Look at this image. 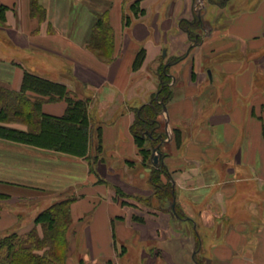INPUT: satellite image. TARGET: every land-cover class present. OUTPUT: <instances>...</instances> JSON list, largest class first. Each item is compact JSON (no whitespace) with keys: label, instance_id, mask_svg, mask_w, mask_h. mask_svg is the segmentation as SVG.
Returning a JSON list of instances; mask_svg holds the SVG:
<instances>
[{"label":"crops","instance_id":"1","mask_svg":"<svg viewBox=\"0 0 264 264\" xmlns=\"http://www.w3.org/2000/svg\"><path fill=\"white\" fill-rule=\"evenodd\" d=\"M136 1L143 12L135 15ZM211 2L38 0L41 16L30 0H0L7 8L0 20V87L20 91L26 71L61 82L89 101L93 137L101 128L96 173L88 158L0 139V193L11 196L6 205L44 201V211L73 199L66 264H197L196 248L203 264H264V0H227L235 12L219 14L221 6ZM104 13L113 33L110 61L89 49ZM224 14L229 17L219 21ZM197 17L202 24L193 41L182 22ZM163 62L174 97L158 118L167 135L159 159L183 221L132 198L126 201L134 206L122 205L115 189L153 196L131 127L158 94L155 70ZM67 107L65 100L46 102L42 111L60 117ZM40 210L25 226L32 228ZM136 214L145 222H135ZM18 225L16 210L3 208L0 233ZM182 225L190 226L194 244L178 242Z\"/></svg>","mask_w":264,"mask_h":264},{"label":"trees","instance_id":"2","mask_svg":"<svg viewBox=\"0 0 264 264\" xmlns=\"http://www.w3.org/2000/svg\"><path fill=\"white\" fill-rule=\"evenodd\" d=\"M30 1L33 14L43 16L44 11L38 5V0ZM222 1L225 4L227 0ZM138 8L139 1L131 5L135 15L143 12ZM6 10L5 6H0V20L4 18ZM129 21L131 19L125 17V25H129ZM108 22L106 13L97 16L93 38L89 44V49L103 61H110L114 51L112 28ZM201 24L202 20L198 17L194 22L187 20L182 22L193 41L197 36L194 31L200 29ZM144 57L145 51L142 50L136 58L135 69H139ZM155 71L160 86L158 94L149 105L140 108L131 127L142 165L150 169L149 183L154 192L153 196L148 198L130 196L119 187L115 189L122 205H131L126 200L132 198L148 208H154L152 201L155 199L159 203L160 211L168 212L172 217L183 221L184 215L177 206L175 205V211L172 209L174 188L170 182L163 181V175H167L168 171L164 166L156 168L152 161L154 148L160 152L159 146L167 137L158 130L160 125L158 118L174 97L169 67L163 62ZM60 100H65L68 104L63 116H51L42 111L44 103ZM88 102L85 99H77L65 84L26 71L20 91L0 87V139L78 158H88L92 173H96L95 164L103 152L102 133L98 127L96 136L93 137V121ZM262 113L264 115V106ZM9 124H24L28 127L27 130H21ZM179 132L175 130L176 139L180 137ZM92 147L94 154H90ZM10 199L11 196L6 192L0 193V215L4 204ZM72 202L71 198L59 200L39 212L34 219L33 228L24 235H19L16 231L0 234V264H66L70 253L68 233L73 223L70 213ZM132 219L137 223L145 222L144 217L138 214ZM196 263L203 264L197 259Z\"/></svg>","mask_w":264,"mask_h":264},{"label":"rangeland","instance_id":"3","mask_svg":"<svg viewBox=\"0 0 264 264\" xmlns=\"http://www.w3.org/2000/svg\"><path fill=\"white\" fill-rule=\"evenodd\" d=\"M211 1H213V2H211V3H216V4H219L221 7V9H219L218 10V13L217 14H219L220 12L222 13V12H224V11H232V13H234L235 12V8L233 9L232 8V10H231V6L232 5H224L223 4V2L224 1H222V0H211ZM216 6V5H215ZM218 7V6H217ZM214 8H216V7H214ZM230 8V9H229ZM231 12L230 13H228V15L230 16L231 14H232ZM227 14H224L221 18H220V20L219 21H221V22H225L226 21V19H227V17H229ZM47 191V190H46ZM49 191V190H48ZM41 196H46V195H41ZM25 203H27V202H24L23 200H19V201H17V202H15L14 204H12L11 206H8V205H6V204H4V206H3V208L4 209H6V208H12L13 210H16V212H17V216H18V219H19V225L14 229V230H12V231H9V232H4V233H0V234H2V235H5V234H9V233H11V232H14V231H16L19 235H24V234H26V233H28L32 228H30L29 226H25V224L31 219V217H33V215H34V213L37 211V209H41L42 207H44L45 206V204H44V201H41V202H35V203H33V204H29V203H27V204H25ZM158 206H159V204L156 206H153L154 208H148V209H150V210H154V211H158V212H163V211H160V209H158ZM156 207V208H155ZM155 209H157V210H155ZM41 211H43V210H40L39 212H41ZM38 212V213H39ZM166 215H170L168 212L166 213V212H164ZM167 217H165V219H166ZM166 221H168V220H164L163 222L165 223ZM174 221V220H173ZM30 222V221H29ZM157 222H159L158 224H161L162 226H165V224L164 223H162L161 222V218L159 219V221H157ZM179 221L177 220V221H174V225L176 226V228H175V230H177V228L178 227H181V225L178 223ZM25 226V229H22L23 227ZM33 226H34V223H33ZM182 227H183V232H179V233H183V234H180V235H178L177 236V238H178V242L180 243V241H183V243L187 240V238H192L191 240H192V242H193V244L195 243V236L193 235L194 233L192 232V230H191V228H190V226L188 225V226H186V228L182 225ZM29 228H30V230H29ZM166 228V227H165ZM73 231V230H72ZM165 231H167V230H165ZM178 232V231H177ZM74 237V235H73V233H71L70 234V231H69V233H68V238H70L71 239V241H73V238ZM159 238H163L164 236L162 235V234H159V236H158ZM197 241V240H196ZM198 252H197V248H196V250H195V259H197V260H199V261H201L202 260V258H201V256L200 255H198L197 254ZM203 257V256H202ZM205 260V259H204Z\"/></svg>","mask_w":264,"mask_h":264},{"label":"water","instance_id":"4","mask_svg":"<svg viewBox=\"0 0 264 264\" xmlns=\"http://www.w3.org/2000/svg\"><path fill=\"white\" fill-rule=\"evenodd\" d=\"M163 55L165 56L166 55V51H164ZM169 64H167L166 66H168ZM161 157V153L158 152L157 149L154 148L153 150V156H152V160H153V165L156 167V168H159L160 167V158ZM173 210L175 211V204H173L172 206Z\"/></svg>","mask_w":264,"mask_h":264}]
</instances>
